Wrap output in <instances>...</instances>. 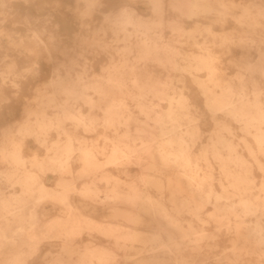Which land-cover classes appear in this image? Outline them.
Instances as JSON below:
<instances>
[{"label":"clouds","instance_id":"clouds-1","mask_svg":"<svg viewBox=\"0 0 264 264\" xmlns=\"http://www.w3.org/2000/svg\"><path fill=\"white\" fill-rule=\"evenodd\" d=\"M0 264H264V0H0Z\"/></svg>","mask_w":264,"mask_h":264}]
</instances>
